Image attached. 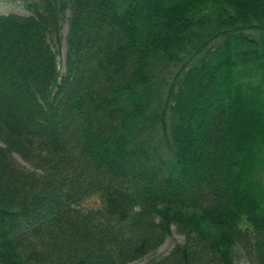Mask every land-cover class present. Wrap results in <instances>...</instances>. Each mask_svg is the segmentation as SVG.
I'll use <instances>...</instances> for the list:
<instances>
[{"label": "trees", "instance_id": "1", "mask_svg": "<svg viewBox=\"0 0 264 264\" xmlns=\"http://www.w3.org/2000/svg\"><path fill=\"white\" fill-rule=\"evenodd\" d=\"M25 11L0 14V264H129L174 232L148 264H264V0Z\"/></svg>", "mask_w": 264, "mask_h": 264}, {"label": "rangeland", "instance_id": "2", "mask_svg": "<svg viewBox=\"0 0 264 264\" xmlns=\"http://www.w3.org/2000/svg\"><path fill=\"white\" fill-rule=\"evenodd\" d=\"M38 0H0V14H9V13H18L27 15L28 12L25 11V6L27 3L36 2ZM67 26H65L64 32L66 33ZM64 64L61 63V70L64 71ZM98 204L96 199L90 200L87 205L94 206ZM184 241V237L177 233H173L171 237H169L165 243L160 247L156 254L147 256L143 259L137 260L135 262L129 264H148L152 259H156L159 256L167 254L172 247L178 243ZM239 264H248L246 262H242Z\"/></svg>", "mask_w": 264, "mask_h": 264}]
</instances>
